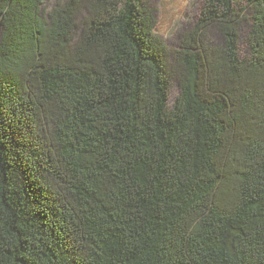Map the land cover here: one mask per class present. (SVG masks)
Segmentation results:
<instances>
[{"label": "trees", "instance_id": "16d2710c", "mask_svg": "<svg viewBox=\"0 0 264 264\" xmlns=\"http://www.w3.org/2000/svg\"><path fill=\"white\" fill-rule=\"evenodd\" d=\"M155 26L0 0V264H264V0Z\"/></svg>", "mask_w": 264, "mask_h": 264}, {"label": "rangeland", "instance_id": "374dc122", "mask_svg": "<svg viewBox=\"0 0 264 264\" xmlns=\"http://www.w3.org/2000/svg\"><path fill=\"white\" fill-rule=\"evenodd\" d=\"M64 0H44L46 9L51 11L57 4ZM155 11V33L170 48H175L182 33L189 31L196 23L203 7L204 0H145ZM248 16V14H247ZM248 32V20L243 24L238 52L241 58L246 56V37ZM213 42H219L220 37L210 34ZM176 87L172 90V94Z\"/></svg>", "mask_w": 264, "mask_h": 264}]
</instances>
